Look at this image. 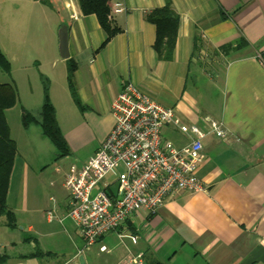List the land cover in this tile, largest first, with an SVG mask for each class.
<instances>
[{"label":"crops","instance_id":"1","mask_svg":"<svg viewBox=\"0 0 264 264\" xmlns=\"http://www.w3.org/2000/svg\"><path fill=\"white\" fill-rule=\"evenodd\" d=\"M48 1L54 7L56 0ZM118 2L125 9L112 16L111 24L120 31L104 46L106 35L94 14L84 15L78 7L77 19L70 18L68 8L65 19L62 15L68 58L76 65V99L68 89L66 59L59 54L58 42L52 45L56 56L51 66L60 61L59 76L53 80L43 75L49 78L55 111V88H59L61 95L56 97L77 119L66 132L57 123L67 154L86 159L100 146L113 126L110 104L122 81L129 80L156 103L172 108L186 125L207 132V116L223 123L226 139L211 133L202 138L205 158L196 175L206 190L169 195L147 218L146 228L123 225L86 250L76 224L56 197L46 198L54 207L52 218L47 217L48 209L32 206L24 190L30 163L15 143L6 205L15 226L27 224L18 230L7 221L0 223L5 229L0 227V256L6 257L0 264H80V257L84 264H124L130 254L137 253H143V264H264V0H108L109 6ZM166 3L178 14L179 25L172 59L161 61L152 47L155 26L145 15ZM51 7L37 0H0V28L6 24L11 30L10 55L0 42L10 63L9 75L11 64L20 61V39L30 29V21L49 13ZM22 18L27 22H21ZM26 98L33 106L25 109L39 115L40 88L34 87ZM36 127H23L22 138L27 145L35 142L49 149L44 142L48 138L37 134ZM86 132L97 136L82 150L88 142L83 139ZM161 136L178 148L189 141L168 126L162 127ZM65 201L66 193L62 201L66 209ZM132 233L137 235L135 242L126 236ZM119 234L124 237L120 239ZM68 245L71 248L65 251ZM93 253L107 257L98 262Z\"/></svg>","mask_w":264,"mask_h":264},{"label":"built area","instance_id":"2","mask_svg":"<svg viewBox=\"0 0 264 264\" xmlns=\"http://www.w3.org/2000/svg\"><path fill=\"white\" fill-rule=\"evenodd\" d=\"M65 1L70 18L77 19V4ZM124 9L120 2L113 4L110 18ZM110 112L113 126L88 158L62 154L43 168L49 183L66 193L67 215L76 224L86 250L102 235L123 225L133 230L146 228L147 218L169 195L205 191L196 175L205 158L202 138L206 133L223 140L227 137L221 121L207 116V132L186 125L175 117L172 108L156 103L129 80L122 81ZM163 126L185 135L188 143L178 148L163 140ZM50 200L54 202L53 197ZM46 214L52 218L53 208ZM126 236L131 242L137 239L133 233ZM124 264H143V253L130 254Z\"/></svg>","mask_w":264,"mask_h":264},{"label":"rangeland","instance_id":"3","mask_svg":"<svg viewBox=\"0 0 264 264\" xmlns=\"http://www.w3.org/2000/svg\"><path fill=\"white\" fill-rule=\"evenodd\" d=\"M55 2L56 3L54 4V7L49 6L51 8H48L50 15L49 13H44L43 15L37 14L34 19L30 21V29L27 30V34L23 35L20 39L21 46L19 45V48L22 50L20 61H14L13 64H11V75L6 74L0 69V83L10 82L11 80L16 83L15 87L18 94L17 100L13 107L5 111V117L9 127V135L16 140L14 141L17 144V151L21 156H23V158H27L30 163V171L27 175V183L24 190L28 194V198L33 200L32 206L36 208L43 207L45 209L53 207L52 204L46 201L48 196L53 195L56 197L58 205H60L67 213L66 209L62 205L65 192L60 187L50 184L47 174H43L41 171L43 166L51 163L56 158L55 155L57 151L53 149V145L48 139H44V142L48 144L49 149H47L46 146L41 148L35 142H31L29 145H27L21 136V133L24 132L21 124V110L23 108L25 109L26 107L33 106L32 103L27 101L26 97H29L32 91L34 92V87L40 88L43 97V80H45L47 83L49 94V78L43 75V73H47V75L51 76L53 80L59 76L58 68L61 64L60 61H58L59 63H57L56 67L51 66V58L54 55L56 56V52L54 53V46L52 45H55L56 42H58L59 45L61 24H64L62 15H64L65 19L67 7L65 6L66 1L64 0H56ZM20 20L21 22H27L24 18ZM10 32V28L7 27L6 24H2V29L0 28V42L8 51V55L11 53ZM32 32H35L36 37L32 34ZM35 55L38 57V59L33 58ZM22 64H24V66H21ZM57 94H59L60 97L61 90L59 88H55L54 96V99L56 98V100H54L56 107V121L57 123L59 122V124H61L62 129L66 132L67 130L73 128L77 119L73 113L66 109V104L64 105L62 103L61 98L60 102V99L56 97ZM32 114L39 118V115L37 112H35V110H33ZM36 128L37 134L40 135L39 132L41 131L39 125ZM95 136H97V134H94L93 132H86L84 134L83 139L85 142H88L85 147L82 148V150L87 149L95 141ZM74 154L80 156L76 152H74ZM17 218L18 217H16V219ZM3 221H7L8 223L7 217L4 214H0V223ZM71 222L72 221L70 220L69 223L71 224ZM25 224H27V222H21L19 224L17 222L15 227L20 230V227H24ZM2 225L0 227H2V230H5L4 226ZM71 225L73 227L75 226L73 223ZM23 231L26 236L29 235L26 233L25 229ZM2 232L3 231L0 229V239ZM16 236H18V233H16ZM75 237L78 244L82 245L80 239L76 235ZM2 238L4 237L2 236ZM70 248L71 247L69 245L66 246L65 251L70 250ZM93 255L97 258L98 262L106 259L107 257L105 254H100V256H98L93 253Z\"/></svg>","mask_w":264,"mask_h":264},{"label":"trees","instance_id":"4","mask_svg":"<svg viewBox=\"0 0 264 264\" xmlns=\"http://www.w3.org/2000/svg\"><path fill=\"white\" fill-rule=\"evenodd\" d=\"M37 1L50 6L48 0ZM76 2L81 13L84 15L94 14L100 27L104 30L106 36L101 46H104L111 37L120 31L119 28L111 24L108 0H76ZM145 18L155 26V39L152 47L156 58L161 61L171 60L179 25L178 14L174 12L169 3H166L163 7L153 9L146 13ZM66 66L68 89L75 100L76 92L73 84V74L76 65L72 59L67 58ZM0 69L6 74H10L9 60L3 54L1 49ZM43 82L44 93L39 118L23 108L21 110V124L24 128H27L30 124L39 125L42 134L48 138L56 148L58 155L67 154L68 147L56 121V111L49 98L48 86L45 80H43ZM16 100L17 91L15 85L10 82L0 83V214H4L7 217L8 226L10 227L15 226V220L12 211L6 205V194L16 154V144L9 135V127L6 121L5 111L13 107ZM5 261L6 257L0 256V263H4Z\"/></svg>","mask_w":264,"mask_h":264},{"label":"water","instance_id":"5","mask_svg":"<svg viewBox=\"0 0 264 264\" xmlns=\"http://www.w3.org/2000/svg\"><path fill=\"white\" fill-rule=\"evenodd\" d=\"M59 48H60V55L62 58H68V46H67V34L65 29H61L59 33ZM80 264L83 263L82 257L79 258Z\"/></svg>","mask_w":264,"mask_h":264}]
</instances>
